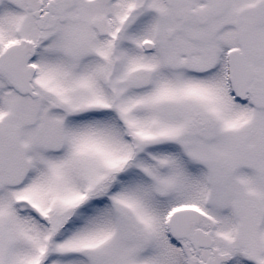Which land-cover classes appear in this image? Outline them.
<instances>
[{
    "label": "snow or ice",
    "instance_id": "1",
    "mask_svg": "<svg viewBox=\"0 0 264 264\" xmlns=\"http://www.w3.org/2000/svg\"><path fill=\"white\" fill-rule=\"evenodd\" d=\"M0 264H264V0H0Z\"/></svg>",
    "mask_w": 264,
    "mask_h": 264
}]
</instances>
